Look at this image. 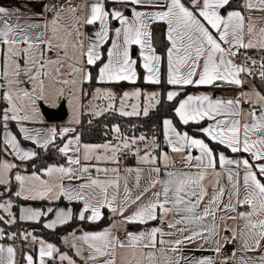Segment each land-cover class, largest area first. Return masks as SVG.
<instances>
[{"label":"snow or ice","instance_id":"snow-or-ice-1","mask_svg":"<svg viewBox=\"0 0 264 264\" xmlns=\"http://www.w3.org/2000/svg\"><path fill=\"white\" fill-rule=\"evenodd\" d=\"M233 2L47 0L39 13L28 14L27 0L16 8L0 6V210L6 214L0 222L17 223L13 195L48 201L45 210L22 207L19 220L40 223L51 214L43 227L53 232L76 219L97 224L105 210L111 214L102 230L61 236L68 251L31 231L0 227V241H12L0 243V264H264V0H235L237 8ZM154 24L166 26V83L173 89L168 102L189 86L240 90L228 98L187 95L173 105L179 124L196 126V135L166 118L165 150L155 135L126 136L119 125L111 128V140L84 145L79 135L68 138L74 128L26 126L43 123L42 103L57 102L69 105L71 123L78 124L89 95L93 117L117 110L124 117H148L161 103L158 92L135 88L117 96L110 88L89 93L84 86L135 85L138 64L146 84L160 85L163 57ZM11 122L36 148L47 151L62 141L56 147L66 165H33L30 174H21L20 164L39 153L21 147ZM128 156L136 166L122 168ZM90 161L112 166H97L93 176ZM66 180L82 182L69 186ZM62 199L80 210L51 206ZM127 225L147 227L134 232ZM188 249L211 255L190 256Z\"/></svg>","mask_w":264,"mask_h":264},{"label":"trees","instance_id":"trees-1","mask_svg":"<svg viewBox=\"0 0 264 264\" xmlns=\"http://www.w3.org/2000/svg\"><path fill=\"white\" fill-rule=\"evenodd\" d=\"M5 2L4 0H0V3ZM6 3V2H5ZM239 5L237 2L232 3L233 8H237ZM153 35L155 39V45L158 50V54H160L163 59L161 63V72L162 76L164 75L165 70V44L166 40L164 38V26L163 24H154L152 26ZM106 48V47H105ZM96 68L92 69V73L95 76L96 75ZM139 74L141 73L140 68L138 67ZM95 85V82H93ZM87 85L85 87V91L90 93V90L93 86ZM190 88H187L185 90H189ZM87 97V96H86ZM161 103L156 107V109L149 114L148 117H137V118H130V117H121L118 115H110L106 117H100L94 121H89L87 117H83L82 120V129H81V140L83 142L87 143H99L104 140L109 139V127L111 124H118L121 128V131L123 133L127 132L128 134L133 132L134 128H138L139 132H142L146 135L153 136L155 135L157 138V142L161 145L162 148H164V142H163V134H162V119L165 117H170L174 123L176 124L178 129H189L190 126H182L177 121L174 112H173V105L176 101L168 102L164 98L163 95L160 97ZM2 107V106H0ZM138 123V124H137ZM134 125V126H133ZM129 126H133L132 129L128 128ZM57 147L49 146L48 150H39V155L33 160L28 161L25 163V171H33V165L36 169L42 168L47 164L50 163H56V164H63L64 158L58 153L56 150ZM16 171V170H14ZM14 188H12V191L14 192ZM3 188L0 187V191ZM13 202V212L16 215L19 205L21 204H38L39 202H25L20 200L19 198H16L14 196L11 197ZM78 210V205H73V212L74 214ZM1 214V213H0ZM104 219L101 220L97 224H91L87 222H81L78 219L74 220V222L71 225H64L57 228L55 232L45 229L42 225V221L40 223H21L17 221L16 224L13 225H5L2 222H0V227L4 228L7 232L12 231H23L28 229L33 233V235L42 238L46 240L47 242L54 243L58 247L62 249V241L61 236L66 235L68 232L72 231L73 229H83L84 231H96L100 230L104 227H106L109 223V219L107 215H104ZM4 242H8L5 240ZM16 246L18 249V259L20 258V250L21 245L20 242H16ZM23 251H32V249H29L27 246L24 247Z\"/></svg>","mask_w":264,"mask_h":264},{"label":"crops","instance_id":"crops-1","mask_svg":"<svg viewBox=\"0 0 264 264\" xmlns=\"http://www.w3.org/2000/svg\"><path fill=\"white\" fill-rule=\"evenodd\" d=\"M5 2H2V3H0V6H4V7H9V8H16V7H18V6H20L21 4H23V3H25V0H4ZM27 2H28V4H29V8L26 10V12H25V14H28V13H39L42 9H41V4H43V3H46L47 2V0H43V1H36V2H34L33 0H27ZM234 2H235V0H234ZM115 26H118V25H115ZM164 26V33H165V31H166V26L165 25H163ZM89 31H91V29L89 30ZM105 47L107 48V47H109V45H105ZM105 48V49H106ZM132 53H133V58L134 59H138V49L137 48H133L132 49ZM105 55H106V52H105ZM138 67H139V64H138V66H137V74H138V77H139V79L137 80V83L135 84V85H133V84H129V83H127V82H121L120 84H117V85H100V84H97V83H95V85L93 84V86H92V88H91V90H90V93L91 92H93L94 91V89L95 88H97V87H100V88H112V89H114V90H116V91H118V94H117V96H120L121 94H120V92L122 93L123 91H125V90H127V89H135V88H139V89H141L143 92H146L145 90H152V92H158V93H160V97H161V95H163L164 96V98L166 99V93H167V91H169V90H173L172 89V86H170V85H168L167 83H166V77H167V63H166V53H165V70H164V75L162 76V72H161V80H162V83L160 84V85H149V84H146L145 82H144V80H143V77H144V75H145V73H144V71H143V69L141 68V67H139L140 68V74H139V71H138ZM96 73H97V71H96ZM87 85H85L84 86V88L86 87ZM187 88H190L189 90H185V89H187ZM187 88H185V89H183V91L181 92V95L179 96V97H177V101L178 100H180V99H183V98H185L187 95H199V94H210V95H212L214 98H228V97H232L233 95H238L239 94V89H236V90H234V89H232V88H229L228 86H223V87H219V88H217V87H192V86H189V87H187ZM147 93V92H146ZM89 99L90 98V95L89 96H87V97H85L84 98V100H83V103H84V105H85V107L83 108V110L85 109L86 110V99ZM166 101H167V99H166ZM176 101V102H177ZM100 101H96V102H94V103H99ZM176 102H175V104H176ZM158 106V105H157ZM156 106V107H157ZM156 109V108H155ZM155 109H152L151 111H150V113H152ZM88 111V110H87ZM107 112H111V113H113V115H118V116H120L118 113H117V111H107ZM149 113V114H150ZM112 115V114H111ZM90 116L91 115H89L88 113H85V111L84 112H82V115H81V119H80V123L76 126V132H75V135H79V137H80V143H81V145H84V144H99V143H104V142H107L108 140H111L112 139V133H111V128L113 127V126H116V125H118V124H111L110 125V127L108 128L109 129V139L108 140H104V141H102V142H99V143H87V142H83L82 140H81V129H82V120H83V117H87V119L91 122V121H94V120H96V119H98V118H100V117H106V116H110V115H106V116H104V115H102V116H99V117H95V118H90ZM140 116H142V115H140ZM121 117H124V116H121ZM130 117V116H129ZM137 117H139V116H135V117H130V118H137ZM128 118V117H127ZM171 119L170 117H165V118H163L162 119V121L164 120V119ZM177 119V121H178V118H176ZM65 120V119H64ZM63 120V121H64ZM42 121H43V123H37V124H34V125H32V124H29V125H26L27 127H29L30 129H32V128H40V129H46V128H50L52 125L51 124H59V123H52V122H46V120L45 119H42ZM62 121V122H63ZM61 123V122H60ZM182 125V124H181ZM182 126H184V125H182ZM190 126V128L189 129H178V130H180V131H187V132H189L190 134H193V135H196V132H195V127L196 126H192V125H189ZM19 125L18 124H13L12 122L10 123V125H9V130L14 134V135H17V137H18V140H20V142H21V147L22 148H24V149H26V150H36L37 152L39 151V150H43V149H39V148H36L35 147V145H33L30 141H25V140H23V134L22 133H20V131H19ZM2 131V133H1V139H0V143H2V140H3V129L2 128H0V132ZM122 132V131H121ZM123 133V132H122ZM124 135H126V136H139V135H141V134H136V135H133L132 133H130V134H127V132H125V133H123ZM162 134H163V131H162ZM74 135V134H73ZM147 136H149V135H147ZM149 137H151V136H149ZM163 142H164V138H163ZM61 141L58 139L57 141H56V145H60L61 146ZM56 145H51L52 147H56ZM164 149L165 150H167V148H166V145H165V142H164ZM213 147L215 148V147H217L216 145H213ZM56 150H57V148H56ZM219 150H221V151H225V154L226 155H229V156H231V155H233L232 153H230V151H228V150H225V149H223V147L222 146H220V148H219ZM58 151V150H57ZM158 151H159V149H158ZM59 153V152H58ZM60 154V153H59ZM194 154H198V153H194ZM63 158H64V163L63 164H56V163H50V164H47V165H45L44 167H47V166H50V165H66V158L62 155V154H60ZM9 158V157H8ZM14 162H16V163H20V162H18V161H14ZM26 163V162H25ZM25 163H21L20 164V168H19V171H20V173L21 174H30L32 171H25ZM88 163V166L90 167V171H91V174L93 175V176H95L96 175V172H95V168L98 166V167H111L112 165L111 164H105V163H103V162H101V163H97L96 161H90V162H87ZM136 166V160H135V157H132V156H128L127 158H124V159H122L121 160V167L123 168V167H135ZM102 178V177H101ZM82 181H65V184L66 185H69V186H74V185H76V184H79V183H81ZM17 189L16 188H14V191H16ZM14 196V195H13ZM15 197V196H14ZM20 199V198H19ZM20 200H22V201H24L23 199H20ZM25 202H31V201H25ZM34 202H39L38 204H36V203H34V204H21V205H19V207H18V210H17V214H16V216H17V221H19V222H21V223H35V222H30V221H20L19 220V215H20V209L22 208V207H32V208H35V209H41V210H45L48 206H49V202L48 201H34ZM75 204H77V203H73V204H69L67 201H65V200H61V201H57V202H55V204H53V205H51V206H53V207H56V206H58V207H61V208H64V207H71L72 209H73V205H75ZM78 205V210H77V212L80 210V208H81V205L80 204H77ZM12 211H13V209H12ZM14 213V212H13ZM104 215H107V217H108V219H109V217H110V213H108L107 212V210H105L104 211ZM51 219H54V216L53 215H51V214H49L48 216H46V217H43L42 219H41V221H42V225H43V223H45V222H48V221H50ZM111 221L109 220V223H110ZM109 223H108V225H109ZM107 225V226H108ZM106 226V227H107ZM151 226H156V224H155V222H153V225H151ZM127 227V229L128 230H131V231H140V230H143V228H145V227H147L146 225H127L126 226ZM103 229V228H102ZM102 229H100V230H102ZM27 231H29L28 229H26ZM96 231H99V230H96ZM124 231V228L122 227L121 228V232H123ZM39 238V237H38ZM9 243L10 242H12V241H8ZM0 243H5L4 241H0ZM62 250H64V251H68V249L67 248H65V246L63 245V243H62ZM233 250V245L231 246V247H227L226 249H225V251L227 252V253H231V251ZM31 252H33V254L34 255H37V253H35L33 250L31 251ZM70 254H72V253H70ZM186 254L187 255H195V256H200V255H211V253H201V252H196V251H193V250H191V249H188V250H186ZM255 255H258V253L257 254H255ZM78 259V258H77Z\"/></svg>","mask_w":264,"mask_h":264},{"label":"rangeland","instance_id":"rangeland-1","mask_svg":"<svg viewBox=\"0 0 264 264\" xmlns=\"http://www.w3.org/2000/svg\"><path fill=\"white\" fill-rule=\"evenodd\" d=\"M34 2H36V1H43V0H33ZM115 94H118V91H116V90H114V89H112V88H110ZM125 91H128V92H131V91H133V89H127V90H125ZM147 93H151L152 92V90H145ZM124 92V91H123ZM122 92V93H123ZM121 92H120V94H122ZM91 99V96H90V98L88 99H86V110L84 109H82V112H84L85 111V113H88V108H87V104H88V101ZM132 101H130L129 103H131ZM101 105H103L104 103H106L105 101H100L99 102ZM64 104V106H65V110H66V118H65V120L63 121V122H61V123H59V124H51L52 126L50 127V128H52V127H55V128H57V129H61V128H64V127H70V128H74L75 129V132H76V126L79 124H75V123H71V120H72V117H73V110L69 107V105L67 104V103H63ZM61 105V103L60 102H57V105L55 106V107H52V106H49L48 104H44V103H42L41 104V106H40V109H39V113H40V117L42 118V119H44V117H43V115H42V112H41V107L42 106H45V107H48V108H50V109H56L57 107H59ZM118 102H117V108H118ZM130 110V109H129ZM117 113L119 114V112H118V110H117ZM113 115V113H111V112H105L104 113V116H106V115ZM82 115V114H81ZM81 115H80V119H81ZM130 117H135V116H130ZM139 117H144L143 115L142 116H139ZM90 118L92 119V118H95V117H93V116H90ZM13 124H15L16 125V123L15 122H12ZM138 124V123H137ZM134 126V125H133ZM133 126H129L128 128H131L132 129V127ZM75 132H71V133H69L68 134V138H72V137H75V136H77V135H75ZM1 133H2V131L0 132V139H1ZM133 135H136V134H144L143 133V131L142 132H139L138 131V128L136 127V128H134V130H133V132H131ZM74 134V135H73ZM128 134V133H127ZM130 134V133H129ZM66 142V141H65ZM62 141H61V146H62ZM0 158H3V157H0ZM7 159H9V160H11L12 158L11 157H7ZM4 189H2L1 191H3ZM0 213L2 214V215H5L6 216V214L5 213H3V211L2 210H0ZM7 218V217H6ZM12 242H5V244H11Z\"/></svg>","mask_w":264,"mask_h":264},{"label":"water","instance_id":"water-1","mask_svg":"<svg viewBox=\"0 0 264 264\" xmlns=\"http://www.w3.org/2000/svg\"><path fill=\"white\" fill-rule=\"evenodd\" d=\"M41 112L46 122L60 123L66 118V110L64 104H61L56 109H50L42 106Z\"/></svg>","mask_w":264,"mask_h":264},{"label":"built area","instance_id":"built-area-1","mask_svg":"<svg viewBox=\"0 0 264 264\" xmlns=\"http://www.w3.org/2000/svg\"><path fill=\"white\" fill-rule=\"evenodd\" d=\"M232 245H228L227 247H231Z\"/></svg>","mask_w":264,"mask_h":264}]
</instances>
